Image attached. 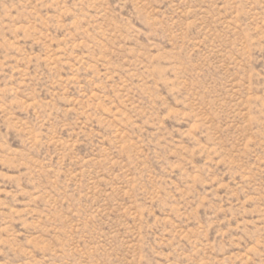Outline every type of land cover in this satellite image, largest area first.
<instances>
[{"label":"rangeland","instance_id":"obj_1","mask_svg":"<svg viewBox=\"0 0 264 264\" xmlns=\"http://www.w3.org/2000/svg\"><path fill=\"white\" fill-rule=\"evenodd\" d=\"M0 264H264V0H0Z\"/></svg>","mask_w":264,"mask_h":264}]
</instances>
